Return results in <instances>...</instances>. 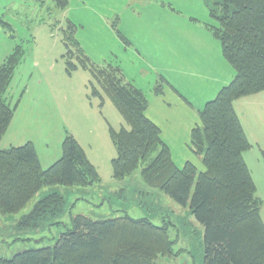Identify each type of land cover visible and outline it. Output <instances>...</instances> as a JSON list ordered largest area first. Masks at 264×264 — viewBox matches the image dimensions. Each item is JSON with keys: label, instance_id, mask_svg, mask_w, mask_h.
<instances>
[{"label": "trees", "instance_id": "trees-1", "mask_svg": "<svg viewBox=\"0 0 264 264\" xmlns=\"http://www.w3.org/2000/svg\"><path fill=\"white\" fill-rule=\"evenodd\" d=\"M51 1L56 8L67 9L68 0ZM204 4L214 22L206 27L235 76L198 112L199 123L190 132L188 148L199 166L192 162L175 165L159 128L145 116V95L124 79L118 67L93 65L69 21L61 29L62 41L68 59L76 56L77 67L87 70L99 88L91 82L93 93L101 98L102 91L125 123L117 131L109 130L116 151L111 162L114 179L141 166L147 188L179 206L189 203L190 215L204 229L203 264H264L262 202L243 159L250 144L233 108L235 100L264 91V0H204ZM0 29L11 32L1 17ZM22 58L17 45L0 65V140L13 119L16 103L11 105L6 93ZM67 68L76 67L67 62ZM154 93H162L161 83ZM61 152L58 161L42 169L30 142L0 150V214L18 213L45 185L87 187L99 181L71 136H65ZM64 208V199L57 193L38 200L21 217L18 228L60 225L66 227L65 232L52 248L0 258V264H156L159 258L172 255L166 226L128 216L102 221L70 216L69 229L60 219Z\"/></svg>", "mask_w": 264, "mask_h": 264}, {"label": "rangeland", "instance_id": "rangeland-1", "mask_svg": "<svg viewBox=\"0 0 264 264\" xmlns=\"http://www.w3.org/2000/svg\"><path fill=\"white\" fill-rule=\"evenodd\" d=\"M68 1V6L74 4V0ZM171 7L174 11L179 9L176 5ZM201 9L207 14L202 1ZM67 10L56 8L51 0H0V17L11 26V32L0 29L7 42L4 44H8V54L17 45L23 51L6 96L12 99L11 105L23 96L22 107L34 103L31 107L40 108L29 112L42 116L39 121L35 118L38 125L31 123L9 130L1 139L0 150L31 142L42 169H47L61 157L62 142L68 135L81 147L99 181L87 187L45 185L18 213L0 214V258L9 260L24 251L54 247L65 226L29 230L18 228V223L38 200L57 193L64 199L65 207L60 219L69 229L70 216H84L93 221L124 216L146 219L154 226H166L173 242L172 255L159 258L156 264H203L204 229L190 215L189 203L179 206L163 193L147 188L141 179V166L122 179H114L111 162L116 151L109 130L117 131L125 123L102 91L101 98L93 93L90 74L77 67L76 56L72 59L66 56L61 29L69 21ZM67 62L76 68L68 70ZM93 86L99 90L96 84ZM259 105L257 102L245 110L244 107L245 116L252 118L255 112L264 110ZM43 108L49 113L42 115ZM250 124L248 121L247 129ZM254 130L264 142V120L254 125ZM9 143L12 147H6ZM243 159L255 184L256 197L262 202L260 217L264 223V154L250 145L243 152Z\"/></svg>", "mask_w": 264, "mask_h": 264}, {"label": "crops", "instance_id": "crops-1", "mask_svg": "<svg viewBox=\"0 0 264 264\" xmlns=\"http://www.w3.org/2000/svg\"><path fill=\"white\" fill-rule=\"evenodd\" d=\"M201 1L204 3V0H74L72 6L71 3L67 6L69 22L76 27L75 38L87 57L99 65L118 67L124 79L145 95L148 103L145 116L159 128L177 167L185 162L199 165L188 148L190 132L199 123L198 112L235 76L222 56L220 44L206 27L214 22L206 7L207 14L201 9ZM172 5L178 6V11ZM4 38L0 30V65L9 55ZM160 83L162 93L157 95L154 88ZM251 96L235 100L233 108L249 144L264 154V142L254 133V125L264 120V110L255 112L252 118L244 114L247 106L257 102L264 108L261 100L264 91ZM22 100L23 96L15 102L7 132L15 126L38 125L35 118L39 121L42 117L38 112L36 115L29 112L38 111L37 105L23 108ZM10 101L13 102L11 98ZM47 113L43 108L42 115ZM256 116L260 118L255 119ZM248 121L251 124L247 129Z\"/></svg>", "mask_w": 264, "mask_h": 264}]
</instances>
